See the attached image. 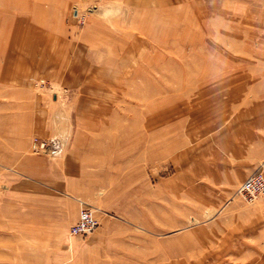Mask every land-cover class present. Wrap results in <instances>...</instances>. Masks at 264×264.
<instances>
[{
	"label": "rangeland",
	"instance_id": "374dc122",
	"mask_svg": "<svg viewBox=\"0 0 264 264\" xmlns=\"http://www.w3.org/2000/svg\"><path fill=\"white\" fill-rule=\"evenodd\" d=\"M34 2L0 0V264H264V197L236 192L241 152L213 164L248 134L264 177V0ZM73 131L113 159L100 186L7 211L11 141ZM81 203L96 225L70 234Z\"/></svg>",
	"mask_w": 264,
	"mask_h": 264
},
{
	"label": "crops",
	"instance_id": "0c3cea01",
	"mask_svg": "<svg viewBox=\"0 0 264 264\" xmlns=\"http://www.w3.org/2000/svg\"><path fill=\"white\" fill-rule=\"evenodd\" d=\"M33 1L36 2V0ZM41 125L42 126L39 128L40 132L49 134L47 122L43 120ZM23 131L25 132L26 130ZM40 132L38 131V133ZM225 133L226 132H222L219 134L223 136V139L228 138V140L222 141L220 137L219 148H222L224 152H221V154H217L216 152L213 156V164L215 167L220 164L222 165L220 166L222 167L221 171H223V174L218 178H222L223 180L229 178V175L226 174V166L228 167L230 163L233 162L234 156L239 152H241L240 154H242L243 159L240 161L241 166L234 171L233 176H245L254 169L252 161L248 160H253V141L250 143L252 137L248 139L249 136L246 134L234 138L233 134H227L228 132ZM97 135L98 138L101 139L105 137L104 135H107L105 137L107 139H125L124 132L121 134L120 132L107 131L101 132L100 134L97 133ZM143 135H145V133L135 132V138H143ZM83 136V132H69L68 136H66V141L63 144H59V148H56L57 150L54 149V151L49 153L30 152L26 150L27 136L19 137L16 141H13V139L11 145H8L6 148V164L11 165L12 168L20 174V177L16 179L14 171L11 172V179L9 180L7 189L11 192H16L14 196L20 199H7V211L14 210L15 202H27V198L43 199V201L39 202L44 203L47 194L52 193H60L67 199L75 196L83 197L85 196L84 188H95L96 186H100L101 175L99 174L108 169L103 167V163L107 161L111 163L113 159L107 158L106 153L102 154L101 157V155L95 151L96 147L86 146L85 143L78 141L82 139ZM235 139L237 141H235ZM237 142L241 144V149L237 146ZM106 143L107 142H104V144ZM122 143L123 145L125 144L123 141ZM109 144L110 142L108 145ZM215 146H217V142H215L214 147ZM106 149L108 148H105V150ZM203 150L204 152L207 150L206 146ZM60 200L62 201V198ZM75 216L76 214H73L69 217L70 219H66L70 221Z\"/></svg>",
	"mask_w": 264,
	"mask_h": 264
},
{
	"label": "built area",
	"instance_id": "2783aa9c",
	"mask_svg": "<svg viewBox=\"0 0 264 264\" xmlns=\"http://www.w3.org/2000/svg\"><path fill=\"white\" fill-rule=\"evenodd\" d=\"M42 145V142H40ZM238 195L250 202L256 197H264V177L260 170H253L246 174L236 187ZM96 225V218L93 216L89 206L81 203L78 207L76 219L68 226L70 234H84Z\"/></svg>",
	"mask_w": 264,
	"mask_h": 264
},
{
	"label": "clouds",
	"instance_id": "9594fccd",
	"mask_svg": "<svg viewBox=\"0 0 264 264\" xmlns=\"http://www.w3.org/2000/svg\"><path fill=\"white\" fill-rule=\"evenodd\" d=\"M112 14H113L112 12H106L105 16L112 15Z\"/></svg>",
	"mask_w": 264,
	"mask_h": 264
}]
</instances>
